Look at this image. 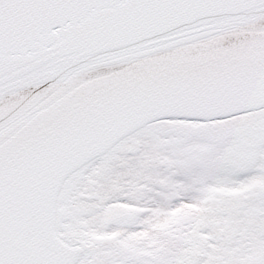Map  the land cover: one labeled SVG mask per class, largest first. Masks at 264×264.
I'll return each mask as SVG.
<instances>
[{"label":"snow or ice","instance_id":"obj_1","mask_svg":"<svg viewBox=\"0 0 264 264\" xmlns=\"http://www.w3.org/2000/svg\"><path fill=\"white\" fill-rule=\"evenodd\" d=\"M0 264H264V0H0Z\"/></svg>","mask_w":264,"mask_h":264}]
</instances>
